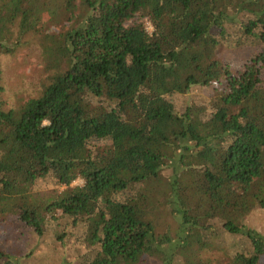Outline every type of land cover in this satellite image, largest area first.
Returning a JSON list of instances; mask_svg holds the SVG:
<instances>
[{"label": "trees", "instance_id": "16d2710c", "mask_svg": "<svg viewBox=\"0 0 264 264\" xmlns=\"http://www.w3.org/2000/svg\"><path fill=\"white\" fill-rule=\"evenodd\" d=\"M6 9L26 31L0 39V264H261L245 219L264 207V0ZM26 47L41 76L16 108L2 80ZM168 213L187 234L166 253Z\"/></svg>", "mask_w": 264, "mask_h": 264}, {"label": "rangeland", "instance_id": "374dc122", "mask_svg": "<svg viewBox=\"0 0 264 264\" xmlns=\"http://www.w3.org/2000/svg\"><path fill=\"white\" fill-rule=\"evenodd\" d=\"M14 0H5V3L12 2ZM0 39L8 43H13L15 40L21 39L22 35L26 30L22 26V17L20 14L15 18H9L8 9L2 10L0 12ZM53 29L55 27L52 26ZM147 29L152 30V24L147 21ZM22 31V32H21ZM221 52H227V50H222ZM229 53V52H227ZM36 54L35 51L31 48H23L17 54L9 58L10 65L6 70L5 80H2L4 83L5 89L2 91V95L8 104L16 105L14 99L10 96L11 93L16 91H24L25 93H33L36 89V86L32 83L37 81L41 76V66L36 63ZM22 102V100H21ZM19 102V103H21ZM23 103L16 105V108H20ZM180 168V166H178ZM177 167V168H178ZM83 180L77 178L74 180V184H81ZM245 223L248 226H252L253 229L260 231L264 234V207L253 211L245 219ZM245 225V227H248ZM160 234L166 233L167 235L163 236L167 238V241L163 244L164 252L168 253L172 248H175L178 245L179 240L182 236L186 235L187 226L182 221V218L179 214H170L165 217L164 222L160 223L159 227ZM2 228H0V233ZM171 239V240H170ZM216 242L213 244L217 245ZM211 244V245H213ZM208 245V244H207ZM211 247V246H210ZM209 247L204 246L201 248L202 257H207L208 255H215L216 249H208ZM51 249L42 244L40 246V255L41 259L44 261L52 260L55 263H59V257L56 254L50 253ZM164 259L155 256H149L146 258L144 264H163ZM72 264H83V263H72ZM264 264V257L261 262Z\"/></svg>", "mask_w": 264, "mask_h": 264}]
</instances>
